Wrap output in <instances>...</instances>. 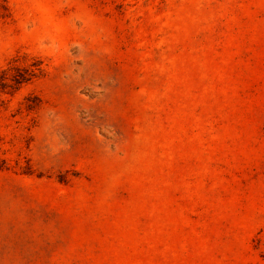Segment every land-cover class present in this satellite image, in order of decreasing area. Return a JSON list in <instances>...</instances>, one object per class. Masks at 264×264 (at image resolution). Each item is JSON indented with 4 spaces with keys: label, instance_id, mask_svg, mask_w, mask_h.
<instances>
[{
    "label": "rangeland",
    "instance_id": "1",
    "mask_svg": "<svg viewBox=\"0 0 264 264\" xmlns=\"http://www.w3.org/2000/svg\"><path fill=\"white\" fill-rule=\"evenodd\" d=\"M0 264H264V0H0Z\"/></svg>",
    "mask_w": 264,
    "mask_h": 264
},
{
    "label": "trees",
    "instance_id": "2",
    "mask_svg": "<svg viewBox=\"0 0 264 264\" xmlns=\"http://www.w3.org/2000/svg\"><path fill=\"white\" fill-rule=\"evenodd\" d=\"M7 72V69H4V70H2V73H6ZM22 77H18V76H14V81L16 82V83H18V84H21V83H23L24 81H27V80H29L30 79V76L29 75H21ZM5 78H7V77H5ZM6 80L7 79H2V83H1V85L3 84H6Z\"/></svg>",
    "mask_w": 264,
    "mask_h": 264
}]
</instances>
